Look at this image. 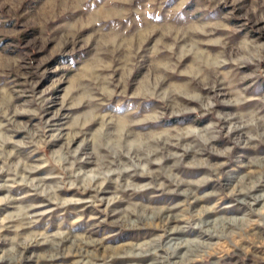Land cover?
<instances>
[{"label":"rangeland","instance_id":"374dc122","mask_svg":"<svg viewBox=\"0 0 264 264\" xmlns=\"http://www.w3.org/2000/svg\"><path fill=\"white\" fill-rule=\"evenodd\" d=\"M0 264H264V0H0Z\"/></svg>","mask_w":264,"mask_h":264}]
</instances>
